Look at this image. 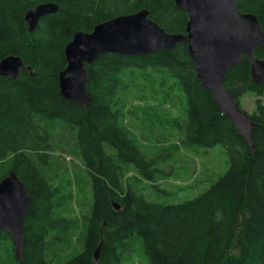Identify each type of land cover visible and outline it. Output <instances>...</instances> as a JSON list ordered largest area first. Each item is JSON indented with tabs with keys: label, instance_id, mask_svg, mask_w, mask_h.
<instances>
[{
	"label": "trees",
	"instance_id": "16d2710c",
	"mask_svg": "<svg viewBox=\"0 0 264 264\" xmlns=\"http://www.w3.org/2000/svg\"><path fill=\"white\" fill-rule=\"evenodd\" d=\"M43 2L58 10L30 32L24 14ZM236 3L264 29V0ZM143 9L166 32L185 33L189 16L174 0H0V60L25 64L15 79L0 75V180L14 171L32 198L21 260L3 231L0 264H264V86L244 56L224 86L238 105L256 95L253 150L200 84L186 43L98 55L84 65L87 107L59 93L73 33ZM253 56L264 61V47ZM216 145L226 170L177 201L168 181L195 171L174 167L179 153Z\"/></svg>",
	"mask_w": 264,
	"mask_h": 264
},
{
	"label": "water",
	"instance_id": "95a60500",
	"mask_svg": "<svg viewBox=\"0 0 264 264\" xmlns=\"http://www.w3.org/2000/svg\"><path fill=\"white\" fill-rule=\"evenodd\" d=\"M187 12L185 33H168L148 17L146 9L120 15L96 24L92 31H76L64 47L66 66L58 74L60 95L66 100L87 107L88 76L84 68L100 54L120 53L144 56L161 50H174L187 44L200 84L215 104L243 136L250 149L254 127L234 96L224 86L226 74L244 55L250 61L253 83L264 86V61L254 58L253 51L264 47V29L256 16L238 10L236 0H174ZM58 10L53 2H43L24 14L28 29ZM21 58L9 55L0 60V75L15 79ZM32 198L14 171L0 180V232L11 239L13 252L21 260L24 246L23 224ZM116 209L119 206L114 205ZM102 242L94 250L97 259Z\"/></svg>",
	"mask_w": 264,
	"mask_h": 264
},
{
	"label": "rangeland",
	"instance_id": "374dc122",
	"mask_svg": "<svg viewBox=\"0 0 264 264\" xmlns=\"http://www.w3.org/2000/svg\"><path fill=\"white\" fill-rule=\"evenodd\" d=\"M255 98L256 95L253 92L243 93L239 98L240 108L247 114L253 113ZM262 98L264 101V93ZM227 159V154L220 145L212 148H200L196 152L182 150L177 156L176 162L173 163L174 167L179 169L183 166L187 167L188 170L194 167L195 171L192 174H184L185 170L182 169L181 178L169 180L170 186L168 188L177 192V201L194 197L209 186L210 182L206 180L207 176H214L215 178L226 170ZM198 177L199 180L195 182ZM188 184L190 187L186 188ZM134 262L135 264H147L146 261H140L138 258Z\"/></svg>",
	"mask_w": 264,
	"mask_h": 264
},
{
	"label": "bare ground",
	"instance_id": "6f19581e",
	"mask_svg": "<svg viewBox=\"0 0 264 264\" xmlns=\"http://www.w3.org/2000/svg\"><path fill=\"white\" fill-rule=\"evenodd\" d=\"M26 13V12H25ZM38 24V23H37ZM27 28H28V25H27ZM91 28V27H90ZM35 29V28H34ZM28 31H30L29 29H28ZM11 55H13V56H18V55H14V54H11ZM9 56V55H8ZM242 56H244V55H242ZM241 56V57H242ZM18 57H20V56H18ZM240 57V58H241ZM245 57V56H244ZM21 58V57H20ZM246 58V57H245ZM247 59V58H246ZM248 60V59H247ZM21 61H22V59H21ZM249 61V60H248ZM239 62H240V60H239ZM250 62V61H249ZM22 63H23V66L22 67H20L19 68V71H18V75H19V72H20V69L21 68H24L25 67V64H24V62L22 61ZM238 64V63H237ZM250 66H251V64H250ZM28 68H30V67H28ZM251 75V74H250ZM18 77V76H17ZM87 92H88V89H87ZM246 93V92H245ZM88 95H89V102H90V94H89V92H88ZM241 96V95H240ZM235 98V97H234ZM264 103V102H263ZM247 116H248V114H247ZM249 117V116H248ZM250 119V118H249ZM251 121V120H250ZM252 122V121H251ZM253 123V122H252ZM253 125H254V123H253ZM254 128V127H253ZM253 130V129H252ZM252 133V132H251ZM243 137V136H242ZM246 143V142H245ZM252 143V142H251ZM247 145V144H246ZM249 148V147H248ZM253 150V149H252ZM28 192V191H27Z\"/></svg>",
	"mask_w": 264,
	"mask_h": 264
}]
</instances>
